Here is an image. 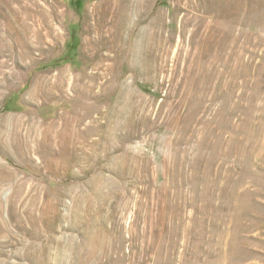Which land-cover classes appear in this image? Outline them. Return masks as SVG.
<instances>
[{"label":"rangeland","instance_id":"374dc122","mask_svg":"<svg viewBox=\"0 0 264 264\" xmlns=\"http://www.w3.org/2000/svg\"><path fill=\"white\" fill-rule=\"evenodd\" d=\"M124 1L0 0V264H264V0Z\"/></svg>","mask_w":264,"mask_h":264},{"label":"clouds","instance_id":"9594fccd","mask_svg":"<svg viewBox=\"0 0 264 264\" xmlns=\"http://www.w3.org/2000/svg\"><path fill=\"white\" fill-rule=\"evenodd\" d=\"M129 150L133 151L136 154H141L143 149L141 148L140 142H136L135 144L128 145ZM170 153L165 150L163 155L168 156Z\"/></svg>","mask_w":264,"mask_h":264},{"label":"bare ground","instance_id":"6f19581e","mask_svg":"<svg viewBox=\"0 0 264 264\" xmlns=\"http://www.w3.org/2000/svg\"><path fill=\"white\" fill-rule=\"evenodd\" d=\"M115 3H122V5H123V3H125V1L124 0H113Z\"/></svg>","mask_w":264,"mask_h":264}]
</instances>
